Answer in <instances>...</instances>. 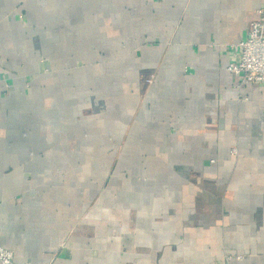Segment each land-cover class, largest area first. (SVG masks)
Listing matches in <instances>:
<instances>
[{
  "label": "crops",
  "instance_id": "1",
  "mask_svg": "<svg viewBox=\"0 0 264 264\" xmlns=\"http://www.w3.org/2000/svg\"><path fill=\"white\" fill-rule=\"evenodd\" d=\"M260 8L0 0L15 264H264V83L227 68Z\"/></svg>",
  "mask_w": 264,
  "mask_h": 264
},
{
  "label": "built area",
  "instance_id": "2",
  "mask_svg": "<svg viewBox=\"0 0 264 264\" xmlns=\"http://www.w3.org/2000/svg\"><path fill=\"white\" fill-rule=\"evenodd\" d=\"M259 18L253 21L246 38L235 44L237 60L229 63L228 70L239 77L238 86L264 83V8L257 11ZM14 251L0 245V264H15ZM216 262L214 264H229Z\"/></svg>",
  "mask_w": 264,
  "mask_h": 264
},
{
  "label": "rangeland",
  "instance_id": "3",
  "mask_svg": "<svg viewBox=\"0 0 264 264\" xmlns=\"http://www.w3.org/2000/svg\"><path fill=\"white\" fill-rule=\"evenodd\" d=\"M232 152L237 154L238 151H237L236 148H233V149H232ZM229 257H230V259L232 258L231 255H229ZM216 262H219V261H215V262H213L212 264H214V263H216ZM223 262H225V261H221V263H223ZM225 263H226V262H225ZM229 264H230V263H229Z\"/></svg>",
  "mask_w": 264,
  "mask_h": 264
}]
</instances>
